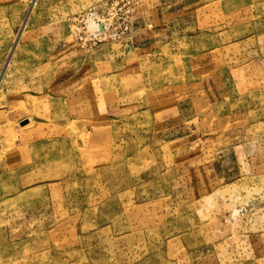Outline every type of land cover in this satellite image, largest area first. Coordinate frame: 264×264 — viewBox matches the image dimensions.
<instances>
[{
    "label": "rangeland",
    "instance_id": "rangeland-1",
    "mask_svg": "<svg viewBox=\"0 0 264 264\" xmlns=\"http://www.w3.org/2000/svg\"><path fill=\"white\" fill-rule=\"evenodd\" d=\"M0 264H264V0H0Z\"/></svg>",
    "mask_w": 264,
    "mask_h": 264
},
{
    "label": "built area",
    "instance_id": "built-area-1",
    "mask_svg": "<svg viewBox=\"0 0 264 264\" xmlns=\"http://www.w3.org/2000/svg\"><path fill=\"white\" fill-rule=\"evenodd\" d=\"M98 8L99 5H91L88 9L72 15L69 19V28L73 33L74 41L81 47H90L96 44L108 33L109 24L99 18L100 9L98 10ZM133 11L126 14L117 33L124 36L127 34L129 17Z\"/></svg>",
    "mask_w": 264,
    "mask_h": 264
},
{
    "label": "crops",
    "instance_id": "crops-1",
    "mask_svg": "<svg viewBox=\"0 0 264 264\" xmlns=\"http://www.w3.org/2000/svg\"><path fill=\"white\" fill-rule=\"evenodd\" d=\"M175 9V8H174ZM153 10H156V11H158V9H156V8H151V11L153 12ZM147 13H150V10L149 11H147ZM155 15L153 14V17H154ZM148 22H150V21H147L146 22V20H144L143 21V24L142 23H140L139 24V22H138V19H137V16H136V12H135V10L131 13V15H130V17H129V21H128V32H127V34L124 36V38L126 39V41H129V42H127V43H125L126 45H128V46H130V43H132V42H134V41H143V40H145L146 38H147V29H145L146 28V25H148ZM149 26V25H148ZM157 28V27H156ZM103 44H100L98 47H96V49H102L103 47ZM138 46V45H137ZM136 46V47H137ZM56 47H58L59 49H63L62 50V52H61V54L60 55H58V57L57 58H59V57H62L63 55H69V54H72V53H75V52H78L79 51V54L80 55H85L84 56V59H85V57H86V55H88V54H86V50L85 49H87V48H90V47H86V48H84V47H81V46H79L75 41H73L72 40V42L71 43H57V45H56ZM53 57V56H52ZM69 57V56H68ZM51 58V57H50ZM66 58V57H65ZM65 58L64 59H61V61H64L65 60ZM52 59V58H51ZM70 59V58H69ZM83 63V62H82ZM47 64L48 65H54V64H56V62H54L53 60H49V61H47ZM64 72L65 73H67L66 72V69L64 70ZM126 76V77H125ZM124 77H125V80H127V83H129V84H131L130 82L132 81L133 82V79H135V78H137V77H132V75L130 76V75H124ZM58 79V78H63L64 80L65 79H73V76L71 75L70 77L69 76H67V75H64L63 77H58V75H56V72L54 71V76L53 77H51V79H52V81H54V79ZM137 80V79H136ZM135 81V80H134ZM136 88L138 89V87H137V85H136ZM135 87L133 88L132 86H131V88H129L128 90H127V92H128V95H130V94H132L133 92H134V90L136 89ZM123 94H125L126 95V91L123 93ZM134 110V109H133Z\"/></svg>",
    "mask_w": 264,
    "mask_h": 264
}]
</instances>
